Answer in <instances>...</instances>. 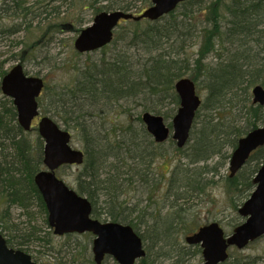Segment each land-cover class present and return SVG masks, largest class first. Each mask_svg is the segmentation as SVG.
Masks as SVG:
<instances>
[{"label": "trees", "instance_id": "1", "mask_svg": "<svg viewBox=\"0 0 264 264\" xmlns=\"http://www.w3.org/2000/svg\"><path fill=\"white\" fill-rule=\"evenodd\" d=\"M82 1L88 4L94 17L115 10L139 14L151 5L150 0H126L122 4L114 0L107 5H101L102 0ZM206 1H186L157 21L122 22L126 25L119 27L112 43L100 50V59L92 60L89 53V61L75 66L77 77L68 87L53 90L46 83L41 101V109L46 115L51 116L53 111L58 120L51 117L72 133L73 141L80 142L85 153L76 186H70L90 200L94 218L133 227L147 252L139 264H153L154 251L168 264H187L202 256L199 246H189L184 240L205 224L192 221L183 233H179L186 221L180 202L189 197L192 189L203 191L207 186L201 187L202 171L190 170L214 157L230 158L225 152L227 148L234 150L241 137L264 125V106L255 105L251 93L256 85L264 87V0H215L204 5ZM26 4L25 0H20L8 10H12L17 19L26 18L30 10ZM46 8L35 18L33 14V19L45 23L49 18V15L44 17L49 12V7ZM198 12H204L206 26L196 30L192 21ZM67 24L37 26L41 28L42 38L21 52L28 55L36 44L48 37L51 29L63 25L66 30ZM22 25L13 28L20 33ZM29 27L30 24L28 30ZM77 29L80 33L83 28ZM226 42L246 52L209 68L205 60L210 54L218 53L217 46H224ZM194 45L199 49L192 54L189 49ZM255 47L260 50L255 51ZM133 50L144 52L147 58H133L130 54ZM5 73L4 62H1L0 78ZM202 76L209 80V96L197 112L191 145L187 144V149L175 147L177 153L183 154L180 160L185 159L186 163L179 162L169 178L164 201L173 197V202L169 213L164 214V208L159 204L163 198L160 195L162 181L154 171L155 158L160 155L163 145L156 144L147 133L141 116L145 112L163 115L165 119L174 116L173 112L168 115L164 108L171 102L175 105L173 111L179 108L175 83L190 77L198 85ZM133 102L141 108L139 113H135V107L130 105ZM8 103L0 100V233L10 248L29 253L39 264H94L89 235L87 242L64 246L66 259L51 257L53 261L45 262L41 257L63 251L56 250L49 238L53 231L48 224V212L34 183L35 176L44 169V142L39 134L34 135L36 129L25 132L20 127L16 109ZM238 103L242 111L240 120L239 115L233 120L223 119L221 115L217 117L219 110L225 111L232 105L238 107ZM100 122L102 126L98 124ZM263 164L264 147L253 153L236 176H227V192L235 191L233 204L250 197L255 188L254 176ZM68 168L71 166L59 169L58 176L61 177V171ZM139 190L149 193L148 206L159 209L147 212L140 209V204L134 205L127 199ZM103 198L106 209L101 201ZM34 206L43 215L42 224H33L39 221L34 217L28 222L25 233L14 235L11 226L4 221L9 217L10 209L30 211ZM234 208L238 211L240 207L235 203ZM241 223L238 219L232 227ZM143 226H147L145 232H142ZM39 246L46 250L34 249ZM224 264H264V260L239 252L233 255L232 252Z\"/></svg>", "mask_w": 264, "mask_h": 264}, {"label": "water", "instance_id": "2", "mask_svg": "<svg viewBox=\"0 0 264 264\" xmlns=\"http://www.w3.org/2000/svg\"><path fill=\"white\" fill-rule=\"evenodd\" d=\"M189 0H151V6L140 15L116 10L98 14L93 23L82 30L75 41V49L81 54L98 51L111 44L114 32L122 20L157 21L175 11L181 3ZM44 89L39 77L25 75L22 65H16L2 80V91L13 99L17 108L19 125L26 131L32 129L35 118L41 116L38 98ZM180 107L168 127L163 116L144 113L142 121L157 143L166 142L170 137L178 148L189 141L196 114L202 104L197 95L195 82L182 78L175 84ZM254 104L264 106V88L256 86L253 91ZM38 132L44 140L45 170L39 172L34 182L48 211V223L54 234L92 233L93 254L96 264H102L105 256L112 257L118 264H136L145 257L142 238L129 225L116 222H100L92 218L90 201L71 189L56 172L62 166L82 165L85 155L71 145V133L62 129L50 117H42ZM264 146V126L250 131L238 141L230 160L231 177L236 175L249 160L251 154ZM254 184L255 191L239 209L245 221L226 236L218 223H211L186 237L188 245H200L203 264H223L229 259V249L246 248L264 236V166L258 171ZM0 264H38L24 251L9 248L0 234Z\"/></svg>", "mask_w": 264, "mask_h": 264}, {"label": "rangeland", "instance_id": "3", "mask_svg": "<svg viewBox=\"0 0 264 264\" xmlns=\"http://www.w3.org/2000/svg\"><path fill=\"white\" fill-rule=\"evenodd\" d=\"M25 1L26 3H28L25 5V7L30 8V10L28 11V15L26 18L21 17L17 19L15 18L14 12L12 10H8V8L15 6L17 2H20V0H0V57H2L1 60H4L8 57H12V60L10 62L11 65H16L17 63L21 62L24 66V69L29 74H41L46 79L49 89L58 90L72 85L75 81V78L77 77V71L75 70V66H82L87 61H89L88 54L79 55V53L75 50L74 43L76 38L79 36V33H77V28H85L86 26H90L93 22L94 16L92 15V11L87 7L88 4L84 3L82 0ZM125 1L126 0H119L118 3L122 4ZM212 1L215 0H207L206 2H204V5L210 4ZM111 2H114V0H102L100 4L107 5ZM46 7H49V12H46L44 14V17L46 15H49V18L45 23L38 22L39 19H33V14L34 18L37 17V15H39L38 13L41 10L44 11L47 9ZM204 17V12H198L195 14V18L192 21L193 29L199 30L202 27L206 26V23L204 22ZM59 22H62V24L68 23V26H66V30L62 28L63 25L51 29L49 31L48 37H46L45 39L43 38L44 40L42 39L41 44H36L34 50L29 52L28 55L24 56L21 51L27 48L30 44H33L36 40H40L43 36V34H41V28L39 29L37 28V26L40 25L43 27L46 24L52 25L57 24ZM20 23H23V25L20 33H18V31L13 27ZM29 24L30 27L28 30L27 28ZM123 25L126 24L121 23L120 27ZM10 29L11 31H9ZM18 43H20L19 46ZM221 47L217 46L219 52L210 54L205 60V64H207L209 68H213L219 63L225 62L229 58H234L235 54H237L238 56H242L246 52L243 49L233 47L229 42H226L224 46ZM198 49L199 46L194 45L190 47L189 51L192 54H195ZM254 50L259 51L260 47H255ZM90 54H92V60H98L102 57L101 51L93 52ZM130 54L133 56V58H147V56L144 55V52L139 50H133ZM14 55H16V57ZM18 55H20V58ZM193 58L197 59V57ZM21 59H23L24 61ZM208 84L209 80L207 76H202L201 79L198 81L197 90L202 101H206L209 96V89H207ZM130 105L135 107V113L140 112L141 108L134 104V102ZM53 107L51 108L53 109ZM174 108L175 105L171 102L166 105L164 110L166 113L169 112L168 115L173 112L175 116L178 108H176V111H173ZM52 112H50V115L54 116L55 119H57V117ZM202 112L205 113V110ZM42 113L45 115L46 111H43L42 109ZM241 113L242 111L240 104L238 107L235 108H233L232 105L227 107L225 111L219 110L217 112V117L221 115L223 119L233 120L236 119L237 115H239L238 119L240 120ZM174 116L166 118V122L168 123V125L172 124V119ZM37 124L38 120L34 122V129L36 130ZM98 124L102 126L101 122ZM33 133L34 135H38V130L34 131ZM79 143L80 142H76L74 140L73 146L77 149H82ZM188 144L191 145V142H189ZM232 151L233 150L230 148H227L225 150V152L228 153L229 156H231ZM182 156L183 154L176 152L173 140H169L166 144L160 147V155L155 158L154 171L162 181V186L160 187V195L163 198H159V204L160 207L163 206L164 209L162 210V212L164 214L169 213L167 211L169 210V208H171L173 202V197L167 201H164L165 192L168 187V181L173 170L178 166L179 162L186 163L185 159L180 160ZM229 163L230 158L214 157L209 161L201 162L199 164H196V166H192V169L190 170L191 172H193V169H195V171L197 172L202 171V175L199 178L201 187L206 186V184L207 186L203 191L192 189L189 197L180 202V206L183 209L182 213L186 221L181 226L179 233H183V229L185 227L190 226L192 221H195L201 225L217 221L220 223L225 233L229 235L234 230L232 225L236 222V220L240 219V221L243 222V219L239 216L238 211L234 208V204L236 203L237 206L240 207L245 202V198L237 201L235 200L236 202H234L233 204L235 191L228 193L225 188V181L227 179V176H229L230 174ZM81 170L82 167L74 166L62 170L59 175L66 181L67 184L71 186H76V176ZM210 180L215 181V183L210 184ZM136 193L132 194V196L128 195L127 199L131 200L132 204H140V209H144V211L147 212H151L154 209L155 211L159 209L154 205L148 206L150 203V198L148 197L149 193H147V191L144 192V190H139ZM129 197L133 199H129ZM101 201L105 203V198L101 199ZM104 203L102 204L105 206L106 209L107 205L106 203ZM9 213V217L5 218L4 221H6L9 226H11L14 235H20L22 233H25L24 231L27 228L28 222H30L34 217L39 218V221H36L33 224H42L41 219L43 215L40 214L39 208L36 206H34L30 211H24L22 209L13 207L10 209ZM105 216L106 215H104L103 217L105 218ZM141 229L142 232H145L147 226H143ZM49 238L51 239V242L56 250L59 249V251H63L60 253L56 251L55 255L53 254L51 256L47 254H42L41 257L45 262L53 261L51 257H53V259L55 257L56 259H60L61 257L66 256V251L64 250L65 245L70 246L74 242L84 243L88 240L87 236H71L67 238H60L54 234L49 235ZM180 239L181 241L184 240L182 235H180ZM34 249L44 252L46 250V247L39 246L34 247ZM232 252L233 255H236L239 252V254L241 255L262 258L264 260V237L250 244L244 250L239 251L237 249H232L231 253ZM57 253L58 255L56 256ZM163 258V256H156L155 251L152 254L153 264H168V261H164ZM193 263L202 264V256L198 257V259L196 260H189L187 264ZM105 264L117 263L113 259H107L105 261Z\"/></svg>", "mask_w": 264, "mask_h": 264}, {"label": "flooded vegetation", "instance_id": "4", "mask_svg": "<svg viewBox=\"0 0 264 264\" xmlns=\"http://www.w3.org/2000/svg\"><path fill=\"white\" fill-rule=\"evenodd\" d=\"M4 1H7V0H4ZM1 58L2 57H0V64H1V62H4V68H5V71H6V73H5V75L2 77V78H0V100H7V101H9V103L8 104H10V105H13L14 107H15V109H16V113H17V108H16V106H15V104H14V102H13V99L12 98H9V97H7V96H5L4 94H3V91H2V80L4 79V77L18 64H16V65H11L10 64V62H11V60H12V57H8V58H6V59H4V60H1ZM21 63V62H20ZM25 70V69H24ZM25 72V75L26 76H34V77H39V78H42L43 80H44V83H45V87H46V79L41 75V74H39V75H33V74H29L26 70L24 71ZM43 95H44V92L42 93V95L39 97V99H38V104H39V107H40V109H41V106H42V98H43ZM11 101H12V104H11ZM17 122H18V113H17ZM157 144H159L160 145V143H157ZM82 196V195H81ZM82 197H85V196H82ZM85 198H87V197H85ZM88 199V198H87ZM89 200V199H88ZM90 201V200H89ZM91 203V202H90ZM91 205H92V203H91ZM92 218L94 219V220H99V219H96V218H94V216H93V206H92ZM99 221H104V220H99ZM89 235V237H91L92 238V243H93V239H94V237L91 235V234H82V235H78V234H71V235H66V236H63V237H67V236H79V237H81V236H88ZM62 237V238H63ZM91 250H92V244H91ZM92 256H93V260L95 261V258H94V255H93V252H92ZM107 259H111V257L110 256H106L105 258H104V260H103V262H102V264L107 260ZM94 264H96V263H94Z\"/></svg>", "mask_w": 264, "mask_h": 264}, {"label": "bare ground", "instance_id": "5", "mask_svg": "<svg viewBox=\"0 0 264 264\" xmlns=\"http://www.w3.org/2000/svg\"><path fill=\"white\" fill-rule=\"evenodd\" d=\"M120 27V25L118 26V28ZM80 167H82V165H79Z\"/></svg>", "mask_w": 264, "mask_h": 264}]
</instances>
